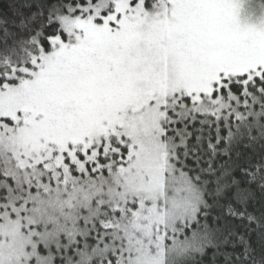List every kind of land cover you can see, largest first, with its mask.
<instances>
[{
	"label": "snow or ice",
	"instance_id": "1",
	"mask_svg": "<svg viewBox=\"0 0 264 264\" xmlns=\"http://www.w3.org/2000/svg\"><path fill=\"white\" fill-rule=\"evenodd\" d=\"M0 264H264V0H0Z\"/></svg>",
	"mask_w": 264,
	"mask_h": 264
}]
</instances>
